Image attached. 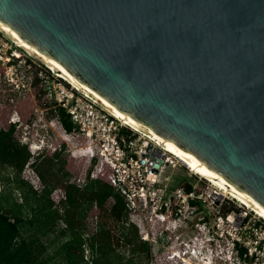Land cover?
I'll use <instances>...</instances> for the list:
<instances>
[{"label": "water", "instance_id": "water-1", "mask_svg": "<svg viewBox=\"0 0 264 264\" xmlns=\"http://www.w3.org/2000/svg\"><path fill=\"white\" fill-rule=\"evenodd\" d=\"M0 30L264 218V0H0Z\"/></svg>", "mask_w": 264, "mask_h": 264}, {"label": "built area", "instance_id": "built-area-1", "mask_svg": "<svg viewBox=\"0 0 264 264\" xmlns=\"http://www.w3.org/2000/svg\"><path fill=\"white\" fill-rule=\"evenodd\" d=\"M35 77L39 96L47 103L44 108L54 118L46 124V132L50 128L65 139L68 151L83 162L69 183L83 188L88 180L100 179L121 194L127 210L124 225H134L140 240L149 244V264H264L262 217L229 194H221L175 155L57 76L0 30V92L6 86L15 91L29 89ZM58 109L65 111L73 125L68 133L56 114ZM19 120L13 112V125ZM20 142L31 152L29 166L43 144L30 141L28 134ZM157 161L162 163L155 169ZM175 167L184 169L185 180L174 177V169L162 174L164 168ZM29 182L42 190L38 181ZM64 198V191L51 196L56 206ZM98 216L89 217L85 238L97 231ZM84 249V259L90 262L91 250L87 244ZM122 251L129 253L128 247Z\"/></svg>", "mask_w": 264, "mask_h": 264}, {"label": "trees", "instance_id": "trees-1", "mask_svg": "<svg viewBox=\"0 0 264 264\" xmlns=\"http://www.w3.org/2000/svg\"><path fill=\"white\" fill-rule=\"evenodd\" d=\"M33 83H38L36 77ZM56 114L70 132L73 125L65 111L58 109ZM14 132L13 124L0 130V264H137L134 258L143 255L149 264V244L140 240L134 225H124L125 201L113 186L94 179L80 188L66 180L62 186L65 198L56 206L51 199L54 186L44 177L54 166L45 161L39 169L40 158H35L31 165L44 182L43 189L36 190L23 177L31 152ZM59 155L54 154V159ZM93 206L99 209L100 221L97 231L85 238V220ZM107 223L118 227V235ZM86 244L91 250L90 262L84 259ZM124 247L129 249L127 255L120 250Z\"/></svg>", "mask_w": 264, "mask_h": 264}, {"label": "rangeland", "instance_id": "rangeland-1", "mask_svg": "<svg viewBox=\"0 0 264 264\" xmlns=\"http://www.w3.org/2000/svg\"><path fill=\"white\" fill-rule=\"evenodd\" d=\"M40 89L38 83L35 85L33 84L29 89H24L23 91H15V88L9 86L4 87V91L0 92V130L5 128L8 129L9 126L13 124L11 122V117L13 112L16 111L20 120L15 123V137L22 141L25 134H28V136H30V141L32 142L39 143L42 140L40 142V145L43 144L42 149L37 155H35V158L39 155L40 160L37 162L39 169H41L40 167H44L45 161H50V164L54 166V168L48 171L44 177L48 184L54 186L51 196L55 197V195H61L63 192V182L72 178L73 174L81 171L83 162L79 163V160L76 159L77 157L68 151V143L65 139L63 140L50 128H47L46 132V124L54 118L52 114L44 108L47 103L43 100L41 95L39 96ZM56 147H58L57 150H55ZM56 153H60V155L58 158L54 159V154ZM61 168H63V170H60ZM172 169H174V177L179 178V180H185V171L183 168H164L162 174H169ZM63 172H66L67 174H64ZM23 177L28 181H38L37 185L40 189L44 186V182L42 181L39 172L33 167V165L26 166L23 172ZM231 201H233L232 203L234 204L238 203L236 200ZM96 214L99 215V209H94L92 207L87 214L88 219L86 218L85 220L86 230L87 225L90 222L89 217ZM109 225L117 232L118 227L115 228V224ZM116 232L114 231V234H117ZM120 250H122V248ZM134 259L137 264H145L147 260L144 255L135 257Z\"/></svg>", "mask_w": 264, "mask_h": 264}, {"label": "bare ground", "instance_id": "bare-ground-1", "mask_svg": "<svg viewBox=\"0 0 264 264\" xmlns=\"http://www.w3.org/2000/svg\"><path fill=\"white\" fill-rule=\"evenodd\" d=\"M29 53V52H28ZM30 54V53H29ZM31 56H33L32 54H30ZM34 57V56H33ZM36 58V57H35ZM75 88V87H74ZM125 123V122H124ZM125 124H127V123H125ZM128 125V124H127ZM130 128H132L133 130H135V131H138V130H136L135 128H133V127H131L130 125H128ZM176 157V156H175ZM177 159H179V158H177ZM179 161L184 165V166H186L190 171H192L193 173H195V174H197L195 171H193L190 167H188L184 162H182L180 159H179ZM197 175H199V174H197ZM200 176V175H199ZM216 187V186H215ZM216 190H220L221 191V194H223V195H225V194H228V193H226L225 191H223V190H221L220 188H218V187H216ZM230 195V194H229ZM231 196V195H230ZM231 197H233V196H231ZM233 198H235V197H233ZM236 199V198H235ZM236 200H238V199H236ZM239 201V200H238ZM240 202V201H239ZM240 203H242V202H240ZM243 204V203H242ZM244 205V204H243ZM244 206H246V205H244ZM247 208H249L248 206H246ZM249 209H251V208H249ZM253 210V209H252ZM255 211V210H254ZM256 212V211H255ZM257 213V212H256ZM258 214V213H257ZM259 215V214H258ZM260 216V215H259ZM260 217H262V216H260ZM263 218V217H262ZM264 219V218H263Z\"/></svg>", "mask_w": 264, "mask_h": 264}, {"label": "crops", "instance_id": "crops-1", "mask_svg": "<svg viewBox=\"0 0 264 264\" xmlns=\"http://www.w3.org/2000/svg\"><path fill=\"white\" fill-rule=\"evenodd\" d=\"M4 130H7V128H5ZM18 140V139H17ZM19 141V140H18ZM0 189H1V185H0Z\"/></svg>", "mask_w": 264, "mask_h": 264}]
</instances>
